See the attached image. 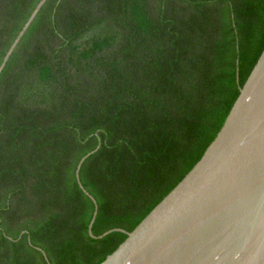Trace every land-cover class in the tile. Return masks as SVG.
Listing matches in <instances>:
<instances>
[{"label":"trees","instance_id":"obj_1","mask_svg":"<svg viewBox=\"0 0 264 264\" xmlns=\"http://www.w3.org/2000/svg\"><path fill=\"white\" fill-rule=\"evenodd\" d=\"M39 1L0 0V65ZM263 52L264 0H47L0 73V264L105 260Z\"/></svg>","mask_w":264,"mask_h":264},{"label":"water","instance_id":"obj_2","mask_svg":"<svg viewBox=\"0 0 264 264\" xmlns=\"http://www.w3.org/2000/svg\"><path fill=\"white\" fill-rule=\"evenodd\" d=\"M100 264H264V52L199 161Z\"/></svg>","mask_w":264,"mask_h":264}]
</instances>
